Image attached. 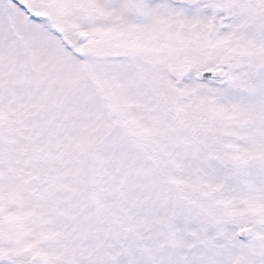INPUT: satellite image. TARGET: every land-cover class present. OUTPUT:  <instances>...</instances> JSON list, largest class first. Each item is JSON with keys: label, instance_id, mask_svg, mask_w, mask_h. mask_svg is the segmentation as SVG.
Returning <instances> with one entry per match:
<instances>
[{"label": "snow or ice", "instance_id": "obj_1", "mask_svg": "<svg viewBox=\"0 0 264 264\" xmlns=\"http://www.w3.org/2000/svg\"><path fill=\"white\" fill-rule=\"evenodd\" d=\"M0 264H264V0H0Z\"/></svg>", "mask_w": 264, "mask_h": 264}]
</instances>
